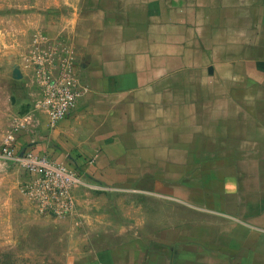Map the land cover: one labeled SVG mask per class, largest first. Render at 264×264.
<instances>
[{
	"label": "crops",
	"instance_id": "crops-1",
	"mask_svg": "<svg viewBox=\"0 0 264 264\" xmlns=\"http://www.w3.org/2000/svg\"><path fill=\"white\" fill-rule=\"evenodd\" d=\"M63 52L14 136L80 174L68 264H264V0H86Z\"/></svg>",
	"mask_w": 264,
	"mask_h": 264
},
{
	"label": "rangeland",
	"instance_id": "rangeland-1",
	"mask_svg": "<svg viewBox=\"0 0 264 264\" xmlns=\"http://www.w3.org/2000/svg\"><path fill=\"white\" fill-rule=\"evenodd\" d=\"M85 2L0 0V146L39 103L55 51ZM24 180L17 166L0 163V264H68L70 227L35 210Z\"/></svg>",
	"mask_w": 264,
	"mask_h": 264
},
{
	"label": "built area",
	"instance_id": "built-area-1",
	"mask_svg": "<svg viewBox=\"0 0 264 264\" xmlns=\"http://www.w3.org/2000/svg\"><path fill=\"white\" fill-rule=\"evenodd\" d=\"M43 80L39 105L44 110L49 126L54 127L72 114L81 95L69 52H63L56 74L49 73ZM14 131L3 139L0 146V163L14 164L22 170L25 175L22 190L41 216L72 217L76 208L73 188L80 178L78 171L45 154L18 152Z\"/></svg>",
	"mask_w": 264,
	"mask_h": 264
}]
</instances>
